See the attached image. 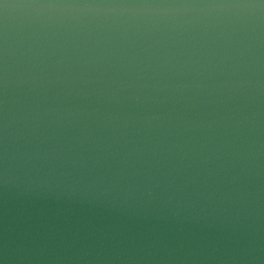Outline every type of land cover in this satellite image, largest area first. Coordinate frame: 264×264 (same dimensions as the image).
<instances>
[{
	"label": "water",
	"instance_id": "water-1",
	"mask_svg": "<svg viewBox=\"0 0 264 264\" xmlns=\"http://www.w3.org/2000/svg\"><path fill=\"white\" fill-rule=\"evenodd\" d=\"M0 264H264V0H0Z\"/></svg>",
	"mask_w": 264,
	"mask_h": 264
}]
</instances>
